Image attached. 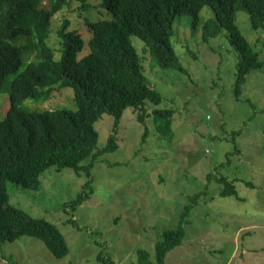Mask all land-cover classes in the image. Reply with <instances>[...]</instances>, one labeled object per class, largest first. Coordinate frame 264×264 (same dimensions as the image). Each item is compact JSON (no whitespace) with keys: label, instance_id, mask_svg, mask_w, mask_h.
<instances>
[{"label":"rangeland","instance_id":"1","mask_svg":"<svg viewBox=\"0 0 264 264\" xmlns=\"http://www.w3.org/2000/svg\"><path fill=\"white\" fill-rule=\"evenodd\" d=\"M63 14L53 19L55 33ZM105 16L102 11L84 14L82 20L74 16L86 42L82 54L90 51L88 21ZM212 17L213 8L204 7L201 24ZM236 17L263 63L248 75L239 94L240 57L226 29L206 41L202 26L193 35L191 16L177 18L172 40L186 72L161 68L144 41L132 36L145 74L163 101L147 102L144 121L133 107L119 119L102 114L96 122L102 154L90 176L53 166L43 173L39 189L9 183L12 205L55 223L69 253L57 258L42 239L25 235L0 244V264H105L103 257L113 260L107 264H138L139 251L153 253L165 230L181 224L187 208L181 248L187 259L182 264L190 259L193 264H228L234 251L231 264H264V28L255 29L244 10ZM24 106L78 109L71 87L48 98H28ZM9 107L10 94L4 89L0 120ZM167 108L174 109L170 124L154 113ZM90 180L93 194L73 210L67 204L90 189ZM225 190L236 194L224 195ZM252 223L257 226L235 241L237 231ZM253 245L258 254L243 253ZM174 254L173 249L171 259Z\"/></svg>","mask_w":264,"mask_h":264},{"label":"trees","instance_id":"2","mask_svg":"<svg viewBox=\"0 0 264 264\" xmlns=\"http://www.w3.org/2000/svg\"><path fill=\"white\" fill-rule=\"evenodd\" d=\"M95 1L0 0V91L7 89L10 94V107L0 120V244L29 235L42 239L57 258L69 253L66 237L55 223L12 205L9 183L39 189L43 173L53 166L72 168L78 174L85 171L90 176L102 154L97 150L96 128L102 114L119 119L127 107H133L138 119L144 121L149 115L147 102L163 101V94L145 74L133 35L144 41L161 68L186 72L172 40L177 18L191 16L193 35L202 26L206 41L226 29L240 57L238 94L248 75L263 65L260 51L242 33L236 16L244 10L255 29L264 28V0ZM75 4L77 8H73ZM206 6L213 8L215 17L201 24ZM61 11L62 25L55 33L53 19ZM101 11L107 16L88 21L90 51L82 54L86 42L73 18L82 20L84 14ZM66 87L74 89L78 109L24 106L28 98H48ZM154 113L170 124L174 109H156ZM86 160L89 163L84 164ZM86 186L88 191L67 204L73 210L93 194L91 180ZM223 194L236 192L225 190ZM188 209L177 228L165 230L153 253L139 251L138 264H166L169 252L184 241ZM103 258L105 264L113 263L109 257Z\"/></svg>","mask_w":264,"mask_h":264},{"label":"crops","instance_id":"3","mask_svg":"<svg viewBox=\"0 0 264 264\" xmlns=\"http://www.w3.org/2000/svg\"><path fill=\"white\" fill-rule=\"evenodd\" d=\"M256 226H257L256 223H252V224H247V225L241 227V228L237 231V233H236L237 235L235 236V241L240 240V236L242 235V232H243L244 230H249V229H251V228H255ZM246 233H247V234H250V233H248V232H246ZM250 235H253V234H250ZM184 246H185V245H184V242H183L181 245H179V246H177L176 248H174L175 254H174L173 259L170 258V255H171V251H170L169 254H168V256H167V258H166V264H182L183 260H186V259H187V254L181 252V248L184 247ZM176 249H177V250H176ZM182 249H183V248H182ZM250 251H251L253 254H258L259 249L256 248L255 245H253V246L248 247V249H244L243 253L246 254V253H248V252H250ZM236 254H237L236 251H234V252L232 253V256H231V258L229 259L228 264H231V260H232V258H233ZM190 260H191V261H190L188 264H193V260H192V259H190Z\"/></svg>","mask_w":264,"mask_h":264}]
</instances>
